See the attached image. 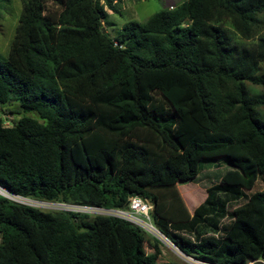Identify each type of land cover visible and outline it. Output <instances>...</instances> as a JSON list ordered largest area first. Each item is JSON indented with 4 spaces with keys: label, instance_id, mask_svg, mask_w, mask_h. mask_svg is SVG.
Segmentation results:
<instances>
[{
    "label": "trees",
    "instance_id": "trees-1",
    "mask_svg": "<svg viewBox=\"0 0 264 264\" xmlns=\"http://www.w3.org/2000/svg\"><path fill=\"white\" fill-rule=\"evenodd\" d=\"M121 1L21 0L0 58V187L112 209L137 195L187 256L264 264V89L246 83L264 86V34L241 44L226 27L255 36L264 0H183L111 38L103 20ZM219 158L228 169L189 212L176 184ZM145 234L0 194V264H156Z\"/></svg>",
    "mask_w": 264,
    "mask_h": 264
},
{
    "label": "rangeland",
    "instance_id": "rangeland-1",
    "mask_svg": "<svg viewBox=\"0 0 264 264\" xmlns=\"http://www.w3.org/2000/svg\"><path fill=\"white\" fill-rule=\"evenodd\" d=\"M182 0H122L117 5L118 11H111L106 9V16L103 20V27L109 37L116 38L119 35L121 27L127 21L144 22L151 14L158 10L169 8L170 4L177 5ZM22 3L21 0H0V58L6 56L8 50L14 39V33L16 25L19 21L21 14ZM226 27L231 32L233 39L241 44L250 45L255 42L257 37L264 34V28L259 33L251 38H243L240 36L229 23ZM261 72H264V63L260 64ZM251 91L263 90L264 86L253 85L246 82ZM6 112L5 107L0 108V113ZM31 115V114H30ZM32 116V115H31ZM16 115H6L5 125L10 124L9 120L16 119ZM200 169L197 174V178L194 181L187 183L176 184V189L179 192L183 203L189 212H192L193 208L198 205L206 195V188L215 182L212 177L214 174H221L228 169V165L225 159L219 160H203L199 163ZM219 176V177H220ZM264 189V184L261 181H257L253 190ZM17 200H21L14 197ZM14 201V200H13ZM30 206H34L43 210H52L47 205L41 202H32L30 200H22ZM140 219L146 220L145 217L140 216ZM149 221L155 225L152 218L149 216ZM158 229V228H157ZM145 237L149 241H153L152 238L158 240V246L160 254L156 264H209L199 260H195L189 256L183 255L175 246L168 243L163 237L160 238L154 236L149 231H145ZM168 239V238H167ZM148 250V248H147ZM250 264L252 262H249Z\"/></svg>",
    "mask_w": 264,
    "mask_h": 264
},
{
    "label": "built area",
    "instance_id": "built-area-1",
    "mask_svg": "<svg viewBox=\"0 0 264 264\" xmlns=\"http://www.w3.org/2000/svg\"><path fill=\"white\" fill-rule=\"evenodd\" d=\"M170 8H172V6H170ZM30 201L41 202L42 204L47 205V207L52 210L119 217L142 228L144 231H149L150 233L154 232L155 234L160 235L159 230L155 228L153 224L149 221L152 204L147 199H144L137 195H133L129 197L127 207L125 209L104 208L102 206L93 205V204L46 202V201H36V200H30ZM140 216L145 217L146 220L140 219ZM166 241L171 245L173 244L171 241L168 240ZM248 264L250 263L248 262Z\"/></svg>",
    "mask_w": 264,
    "mask_h": 264
},
{
    "label": "water",
    "instance_id": "water-1",
    "mask_svg": "<svg viewBox=\"0 0 264 264\" xmlns=\"http://www.w3.org/2000/svg\"><path fill=\"white\" fill-rule=\"evenodd\" d=\"M102 31H104V28H102L101 29ZM1 189H3L2 187H0ZM6 193H1L0 192V194L2 195V196H4V197H6V198H9V199H11V200H14V201H16V202H19V203H22V204H26V205H28L29 203H27V202H25V201H22L23 199L24 200H29V199H26V198H22V197H19V196H15V195H13L12 193H10V192H8V191H6L5 189H3ZM14 197H17V198H19V199H21V200H17V199H15ZM154 236H156V237H158V238H160V236L161 237H163V238H165L166 240H168L160 231H159V233H160V235H158V234H155L154 232H151ZM169 241V240H168ZM174 246H175V248H177L178 249V247L175 245V244H173ZM179 250V249H178ZM180 251V250H179ZM183 255H185V256H187L186 254H184L182 251H180Z\"/></svg>",
    "mask_w": 264,
    "mask_h": 264
},
{
    "label": "crops",
    "instance_id": "crops-1",
    "mask_svg": "<svg viewBox=\"0 0 264 264\" xmlns=\"http://www.w3.org/2000/svg\"><path fill=\"white\" fill-rule=\"evenodd\" d=\"M183 1V0H182ZM182 1H180V2H182ZM179 2V3H180ZM120 3V2H119ZM170 6H175L174 4H170ZM170 6H169V8H170ZM104 30L106 31V29L104 28Z\"/></svg>",
    "mask_w": 264,
    "mask_h": 264
},
{
    "label": "bare ground",
    "instance_id": "bare-ground-1",
    "mask_svg": "<svg viewBox=\"0 0 264 264\" xmlns=\"http://www.w3.org/2000/svg\"><path fill=\"white\" fill-rule=\"evenodd\" d=\"M0 192H1V193H6V192H5L3 189H1V188H0Z\"/></svg>",
    "mask_w": 264,
    "mask_h": 264
}]
</instances>
